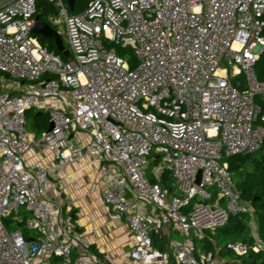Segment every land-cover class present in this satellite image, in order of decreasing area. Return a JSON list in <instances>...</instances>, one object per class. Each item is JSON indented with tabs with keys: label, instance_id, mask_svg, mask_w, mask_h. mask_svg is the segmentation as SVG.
Segmentation results:
<instances>
[{
	"label": "built area",
	"instance_id": "1",
	"mask_svg": "<svg viewBox=\"0 0 264 264\" xmlns=\"http://www.w3.org/2000/svg\"><path fill=\"white\" fill-rule=\"evenodd\" d=\"M37 22L63 27L66 56L33 33ZM263 29L264 0H74L73 11L67 0H0V73L12 81L0 85V264H101L46 197L52 176L83 158L126 223L134 264H224L195 241L232 216L249 217V243L224 249L264 251L226 161L264 140ZM32 109L49 116L39 135L26 128Z\"/></svg>",
	"mask_w": 264,
	"mask_h": 264
},
{
	"label": "crops",
	"instance_id": "2",
	"mask_svg": "<svg viewBox=\"0 0 264 264\" xmlns=\"http://www.w3.org/2000/svg\"><path fill=\"white\" fill-rule=\"evenodd\" d=\"M46 197L60 207L77 231L84 233L83 242L93 259L101 264H134L128 257L131 240L128 228L125 221L113 220L110 208L104 204L94 160L83 158L64 172L54 174ZM90 230L93 232L88 234ZM39 238L38 234L29 233V240ZM53 259L37 260L35 264L59 262Z\"/></svg>",
	"mask_w": 264,
	"mask_h": 264
},
{
	"label": "trees",
	"instance_id": "3",
	"mask_svg": "<svg viewBox=\"0 0 264 264\" xmlns=\"http://www.w3.org/2000/svg\"><path fill=\"white\" fill-rule=\"evenodd\" d=\"M262 35L264 37V29ZM51 46L52 48L54 47L53 45ZM52 48L50 47L51 50ZM116 51L119 55L130 54L129 50L120 47H116ZM130 66L133 67V63H130ZM254 69L257 79L264 82V50L256 62ZM0 76H2L1 73ZM28 119H30L31 127L36 132V135L48 127V121L41 112L34 113L33 109L28 110L26 120ZM226 161L236 190L239 192L242 200L249 203L253 209L257 233L264 243V140L258 152L248 155L230 156L226 158ZM248 221L249 217L247 215L229 217L228 222L223 227L216 229L213 233H205L203 240H196L195 247L200 249L201 252L216 254L218 260L224 264H264V251L238 257L224 249V245L227 242L242 241L249 243ZM18 227L22 229L24 238L29 240V233L31 231L26 230L22 225ZM153 239L154 245L159 250H167L165 238L154 237ZM53 260L58 259L54 258Z\"/></svg>",
	"mask_w": 264,
	"mask_h": 264
},
{
	"label": "water",
	"instance_id": "4",
	"mask_svg": "<svg viewBox=\"0 0 264 264\" xmlns=\"http://www.w3.org/2000/svg\"><path fill=\"white\" fill-rule=\"evenodd\" d=\"M67 1H68L69 5H70V10L73 11V2H74V0H67ZM32 31L35 34H38V35L44 36V37H46L48 39H51L55 43L56 49L58 51H62L64 56L67 55V52L64 51V47L62 45L60 37L48 25H46L44 23L37 22L35 24V26H34ZM234 83L237 86L240 85L238 78L234 79ZM46 117L49 118L48 114H46ZM51 128H52V124L49 125V129H51ZM167 177H168V173H166V175L164 176V178L162 180V186H166L165 182H166Z\"/></svg>",
	"mask_w": 264,
	"mask_h": 264
},
{
	"label": "rangeland",
	"instance_id": "5",
	"mask_svg": "<svg viewBox=\"0 0 264 264\" xmlns=\"http://www.w3.org/2000/svg\"><path fill=\"white\" fill-rule=\"evenodd\" d=\"M41 19L44 20V21H46V19H45V15L42 16ZM52 27H53V26H52ZM53 29H54V30H57L58 32L61 33V34H60V37H61V39H62V42H63L64 46L66 47V41H65V37H64L63 27H62V26H61V27H60V26H57V27H53ZM39 39H42L45 43L49 44L50 47L52 48L51 45H53V42H52L50 39H47V38H41V37H39ZM52 51H55V52H56V50H55L54 47L52 48ZM10 83H12L11 80L6 79V78H4L3 76H0V85L2 86V90H8L7 87L9 86ZM33 110H34V113L37 112V110H35V109H33ZM26 128H27L32 134H36V132L34 131V129L31 127V121H30V119L27 120ZM39 134H40V133H39ZM39 134H37V135H39ZM152 166H153V164L150 165L149 170L147 171V174L151 171ZM168 184H169V187H170V188L172 189V191H173V190L175 189V187L173 186V181L168 182ZM198 200H199V199H198ZM32 234H37V233H35V232L33 233V231H32ZM177 237H178V236H176V238H177ZM191 237L193 238V234H192V233H191ZM154 247L158 249L157 246L154 245ZM126 252H128V250H126ZM229 259H230V258H229ZM171 263H172V261H171V259H170L169 264H171ZM55 264H60V263H59V262H56Z\"/></svg>",
	"mask_w": 264,
	"mask_h": 264
},
{
	"label": "bare ground",
	"instance_id": "6",
	"mask_svg": "<svg viewBox=\"0 0 264 264\" xmlns=\"http://www.w3.org/2000/svg\"><path fill=\"white\" fill-rule=\"evenodd\" d=\"M234 48H238V46L237 45H234Z\"/></svg>",
	"mask_w": 264,
	"mask_h": 264
}]
</instances>
